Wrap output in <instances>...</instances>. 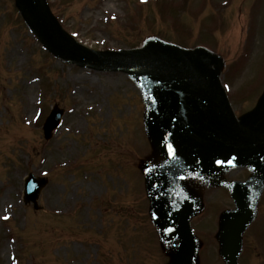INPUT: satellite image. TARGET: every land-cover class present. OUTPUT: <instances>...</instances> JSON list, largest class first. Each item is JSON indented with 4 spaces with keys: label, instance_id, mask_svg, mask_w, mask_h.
<instances>
[{
    "label": "rangeland",
    "instance_id": "rangeland-1",
    "mask_svg": "<svg viewBox=\"0 0 264 264\" xmlns=\"http://www.w3.org/2000/svg\"><path fill=\"white\" fill-rule=\"evenodd\" d=\"M45 2L60 29L100 55L202 45L238 119L264 96V0ZM56 105L65 114L46 139ZM153 111L131 73L53 56L16 1L0 0V264H169L186 234L183 264H264V187L248 218L233 197L264 175V157L224 170L176 166L177 208L161 192L176 155ZM29 172L49 178L38 209L23 201Z\"/></svg>",
    "mask_w": 264,
    "mask_h": 264
},
{
    "label": "water",
    "instance_id": "water-1",
    "mask_svg": "<svg viewBox=\"0 0 264 264\" xmlns=\"http://www.w3.org/2000/svg\"><path fill=\"white\" fill-rule=\"evenodd\" d=\"M18 1L24 18L51 50L90 67L140 75L153 102L154 124L164 122L171 129L170 140L177 160H254L264 153V99L258 108L237 120L212 75L210 60L201 49L186 51L157 42L100 55L83 49L57 28L43 0ZM62 114L56 108L47 119V138L59 125ZM177 163L163 179L167 192V179ZM25 182L24 199L38 208V198L48 179L30 173ZM263 182L264 178L236 187L234 196L241 210L251 211Z\"/></svg>",
    "mask_w": 264,
    "mask_h": 264
},
{
    "label": "snow or ice",
    "instance_id": "snow-or-ice-1",
    "mask_svg": "<svg viewBox=\"0 0 264 264\" xmlns=\"http://www.w3.org/2000/svg\"><path fill=\"white\" fill-rule=\"evenodd\" d=\"M167 147H168V154L170 156H172L173 158H175L176 153H175L174 147L171 144H169ZM218 163H220V162H218ZM170 231H171V229H170Z\"/></svg>",
    "mask_w": 264,
    "mask_h": 264
},
{
    "label": "flooded vegetation",
    "instance_id": "flooded-vegetation-1",
    "mask_svg": "<svg viewBox=\"0 0 264 264\" xmlns=\"http://www.w3.org/2000/svg\"><path fill=\"white\" fill-rule=\"evenodd\" d=\"M186 257L184 256V255H182L181 257H180V259L177 261V262H174V263H180V264H183V261H184V259H185ZM171 263V262H170ZM169 263V264H170ZM173 263V262H172ZM171 263V264H172ZM195 262H193V264H194Z\"/></svg>",
    "mask_w": 264,
    "mask_h": 264
},
{
    "label": "bare ground",
    "instance_id": "bare-ground-1",
    "mask_svg": "<svg viewBox=\"0 0 264 264\" xmlns=\"http://www.w3.org/2000/svg\"><path fill=\"white\" fill-rule=\"evenodd\" d=\"M211 72H212V75H213L214 79L217 81L218 78H217V75H216V73L214 72L213 68L211 69ZM217 83H218V82H217Z\"/></svg>",
    "mask_w": 264,
    "mask_h": 264
}]
</instances>
